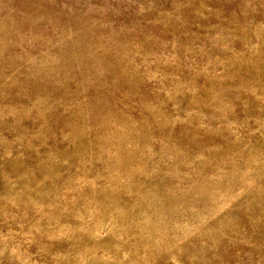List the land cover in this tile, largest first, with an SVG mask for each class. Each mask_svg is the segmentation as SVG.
Segmentation results:
<instances>
[{"label": "rangeland", "instance_id": "374dc122", "mask_svg": "<svg viewBox=\"0 0 264 264\" xmlns=\"http://www.w3.org/2000/svg\"><path fill=\"white\" fill-rule=\"evenodd\" d=\"M0 264H264V0H0Z\"/></svg>", "mask_w": 264, "mask_h": 264}]
</instances>
